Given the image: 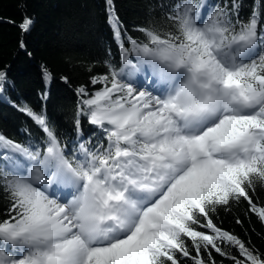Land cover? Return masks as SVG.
<instances>
[{
	"label": "snow or ice",
	"instance_id": "1",
	"mask_svg": "<svg viewBox=\"0 0 264 264\" xmlns=\"http://www.w3.org/2000/svg\"><path fill=\"white\" fill-rule=\"evenodd\" d=\"M244 7L162 0L129 26L104 0L118 59L109 45L104 72L75 87L71 132L25 103L36 131L0 133V264H264L214 221L246 203L264 224V0ZM0 22L22 37L34 23Z\"/></svg>",
	"mask_w": 264,
	"mask_h": 264
},
{
	"label": "trees",
	"instance_id": "2",
	"mask_svg": "<svg viewBox=\"0 0 264 264\" xmlns=\"http://www.w3.org/2000/svg\"><path fill=\"white\" fill-rule=\"evenodd\" d=\"M161 2L115 0L119 15L129 26L144 25L150 15L159 17L158 5ZM163 2L168 3L169 0ZM243 2L242 14L246 17L254 0ZM103 9L104 0H0V18L3 21L19 22L25 13L34 21L31 30L23 37L15 25L0 22V71L6 73L7 80L5 90L0 92V133L23 140L21 130L24 127L32 126L33 132L36 131L29 118L14 107L25 103L37 111L46 108L48 117L61 131L71 132L75 87L87 84L91 75L104 72L102 62L109 45L113 53L109 59H118ZM21 38L26 49L19 47ZM42 65L53 75L47 89L42 80ZM89 67L92 72L87 71ZM61 76H67L70 85L62 82ZM45 90L48 92L46 102L41 99ZM84 132L92 134L86 122ZM259 201H264V191L258 193ZM3 205L4 201L0 200V209ZM245 211L246 203L233 205L228 211L221 209L214 221L264 252V224L255 214L245 215ZM237 218L241 224L236 223ZM216 259L220 261L221 257L216 255ZM224 264H230V261L224 260Z\"/></svg>",
	"mask_w": 264,
	"mask_h": 264
}]
</instances>
